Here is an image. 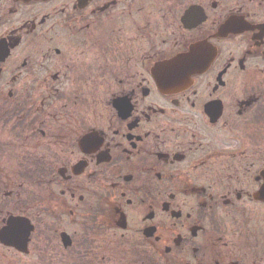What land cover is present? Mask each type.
Segmentation results:
<instances>
[{"label":"flooded vegetation","instance_id":"flooded-vegetation-1","mask_svg":"<svg viewBox=\"0 0 264 264\" xmlns=\"http://www.w3.org/2000/svg\"><path fill=\"white\" fill-rule=\"evenodd\" d=\"M263 185L264 0H0V264H264Z\"/></svg>","mask_w":264,"mask_h":264},{"label":"water","instance_id":"water-1","mask_svg":"<svg viewBox=\"0 0 264 264\" xmlns=\"http://www.w3.org/2000/svg\"><path fill=\"white\" fill-rule=\"evenodd\" d=\"M186 61H187L186 57L176 59V60L172 61V64L170 65V67L177 68V69H181L182 71H180V72L183 73L182 74L183 77H186L188 75L187 71L193 69L192 67H189L188 64L186 65ZM179 82H181V81H179ZM256 198L264 199V187L256 195ZM16 227H20V225L18 223L17 224L10 223L9 233L7 234V236H10L11 239H14L15 236H18V232H16ZM23 240H24V238L23 239H20V241H23ZM12 245H15L14 242H12Z\"/></svg>","mask_w":264,"mask_h":264}]
</instances>
